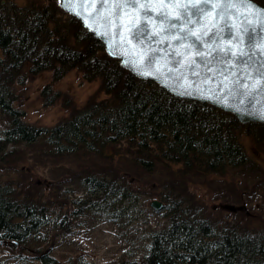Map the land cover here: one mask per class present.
Segmentation results:
<instances>
[{"label": "trees", "instance_id": "1", "mask_svg": "<svg viewBox=\"0 0 264 264\" xmlns=\"http://www.w3.org/2000/svg\"><path fill=\"white\" fill-rule=\"evenodd\" d=\"M253 1L264 7V0ZM71 69L86 81L98 80L84 106L74 108L45 83L40 102L48 106L61 98L68 114L50 127L26 121L17 90L42 72L56 81ZM0 114L7 125L0 140V176L17 172L14 151L2 152L7 143L42 141L50 158L84 151L108 161L101 169L87 167L77 185L89 196L75 205L65 195L44 199L32 181L0 179V240L16 241L18 248L49 228L56 230L48 243L53 246L75 210L80 215L126 211L123 201L139 195L124 187V172L112 162L110 152L117 153L123 140L126 147L116 162L128 168L119 161L127 157L136 174L156 173L148 206L160 202V209H152L165 218L148 233L139 264H264V208L256 205L264 201V123H241L209 103L174 96L154 81L135 77L57 0L23 5L0 0ZM70 203L73 209L60 212ZM224 203L246 209L228 211L220 207ZM56 211L58 222L51 227ZM34 254L42 264H58L37 249Z\"/></svg>", "mask_w": 264, "mask_h": 264}, {"label": "rangeland", "instance_id": "2", "mask_svg": "<svg viewBox=\"0 0 264 264\" xmlns=\"http://www.w3.org/2000/svg\"><path fill=\"white\" fill-rule=\"evenodd\" d=\"M10 1L23 5L31 0ZM38 1L44 2L45 0ZM45 83H50L53 89L71 100L74 108L83 107L98 87V80L86 81L76 69L67 71L56 81H51L49 71L27 80L17 91L26 111V121L40 127H50L62 118H66L68 114L61 106L63 104L61 98L48 106L40 102L38 95ZM6 126V120L0 114V140L3 138ZM125 147L126 144L122 140V143L115 149L122 152ZM108 149L113 150L111 147ZM108 149L105 151H109ZM10 150L15 153L17 172L2 174L1 180L10 178L24 182L32 181L37 185V191L44 199L58 200L63 199L61 195H65L72 200L73 205L75 201H81L89 196L85 189L77 185L87 167L93 166L101 169L106 166L103 164H108V161L88 155L84 151L75 153L76 156L50 158L48 154H51V151L45 144L43 145L42 141L34 144L7 143L2 152ZM117 153L110 152V155L114 157L112 162L119 168V173L124 172L123 175L121 174V179L125 182L124 187L131 188L139 195L123 201L122 207H125L126 211L98 209L92 211L90 215H80L81 212L75 210L71 217L73 220L71 223L68 222L67 232L58 236L53 246L48 243H50L51 234H54L52 232L56 230L47 228L38 233L33 240H28L22 247L10 248L0 245V264H42L34 258L37 255L34 254L35 249L53 257L58 264H73L74 261H79V264H120L122 261H135V264H139L138 260L146 245L148 233L163 226L165 218L148 206L147 193L152 187L149 183L156 173L153 177L136 174L132 167H129L131 164L127 157H121L119 159L124 160L119 161L129 164L128 168L116 162ZM34 154L38 156H33ZM202 192L198 191L196 195L201 196ZM259 204L264 208V201L256 203L257 206ZM70 209H73L71 203L64 206L60 212L68 213ZM117 211L119 215H116ZM51 216L57 218L49 220L52 224L50 226H56L59 213L56 211ZM68 219L69 215L64 220Z\"/></svg>", "mask_w": 264, "mask_h": 264}, {"label": "water", "instance_id": "3", "mask_svg": "<svg viewBox=\"0 0 264 264\" xmlns=\"http://www.w3.org/2000/svg\"><path fill=\"white\" fill-rule=\"evenodd\" d=\"M192 3L199 4V0H171V3L164 0L163 7L160 0H153L152 15L155 17L163 10L175 17L181 15L186 5L190 8ZM58 4L102 43L109 57L119 60V65L135 77L154 81L174 96L209 103L233 114L241 123H264V80L258 79L253 71L254 67L264 63V12L260 11L264 7L253 0L251 3L227 0L226 12H221L225 0H209L208 11L200 17L199 23L193 19L191 24L185 25V29L191 28L197 34L220 30V54L225 48L233 54L243 52L245 55L238 59L247 60V65L239 64L236 59L230 60L229 65H221L214 59L216 51L208 54L211 51L209 45L201 44L202 55H197V49L190 46L191 41L181 42L164 34L138 43L129 35L130 25L138 19L135 10L127 9V16L121 13L119 25L123 27L114 19L111 24L107 19H101L110 15L113 0L103 5L101 0H84L83 8L79 6L80 0ZM78 12L81 13L79 16ZM225 24L230 28V38L226 35ZM148 30L158 32L159 28L150 23ZM249 33L253 37L251 45L248 43ZM160 40L163 43H159ZM149 59L153 60L150 65ZM128 60L132 64L122 63ZM193 60L196 61L194 65L190 64ZM149 206L158 210L162 204L153 200ZM220 207L232 212L245 209L244 205L229 203ZM16 244V241L0 240L3 246L13 248Z\"/></svg>", "mask_w": 264, "mask_h": 264}, {"label": "snow or ice", "instance_id": "4", "mask_svg": "<svg viewBox=\"0 0 264 264\" xmlns=\"http://www.w3.org/2000/svg\"><path fill=\"white\" fill-rule=\"evenodd\" d=\"M67 0H57V3H66ZM164 0H160L161 7H163ZM248 3H251V0H247ZM108 0H101V5L107 4ZM153 0H113V6L110 9V15L108 17H101V19H107L111 24L114 19L119 25L121 19V13L127 16V9L131 8L135 10L138 19L132 23L129 27V35L131 38L138 43L144 40H148L152 37L160 36L164 34L166 36L174 37L176 40L187 43L191 41V47L197 49V55H202L203 50L200 48L201 44H206L210 46L211 51L209 55L212 54V51H216L217 55L214 59L221 65H229V61L236 59L239 64L247 65L249 62L247 60L238 59L242 57L245 53L240 52L239 54L231 53L230 49H223V54H220V49L218 48L220 40V30L217 31H205L203 33L197 34L191 28L185 29V25L191 24L193 19H195L198 24L200 17L205 15L208 11L207 5L209 0H199V4L192 3L190 8L186 5L185 9L181 12V15L170 17L165 11H158L156 16L153 17L151 5ZM171 3V0H169ZM84 0H80V7L83 8ZM227 0H225V8L221 9V12H226ZM261 12H264V9H260ZM81 13H77L79 16ZM99 15V12H97ZM219 15V13H218ZM152 23L159 28L158 32H149V24ZM123 27V25H119ZM225 29H228L226 35L228 38L231 37V31L227 24L224 25ZM252 35H248V43L251 45ZM163 43V40L158 41ZM113 49H116V45H112ZM155 51V50H152ZM153 62L152 59H149V65ZM122 63L132 64L131 60L122 61ZM178 63V62H177ZM196 61H190V64H195ZM253 71L256 73V76L260 80H264V63H260L259 67H254ZM264 90V89H262Z\"/></svg>", "mask_w": 264, "mask_h": 264}]
</instances>
